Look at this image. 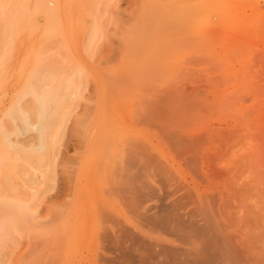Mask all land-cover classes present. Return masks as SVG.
Instances as JSON below:
<instances>
[{
    "label": "rangeland",
    "instance_id": "374dc122",
    "mask_svg": "<svg viewBox=\"0 0 264 264\" xmlns=\"http://www.w3.org/2000/svg\"><path fill=\"white\" fill-rule=\"evenodd\" d=\"M170 113L210 150L243 133L234 150L262 168L242 176L262 181L264 0H0V264H106L101 232H144L118 194L146 152L169 158Z\"/></svg>",
    "mask_w": 264,
    "mask_h": 264
},
{
    "label": "bare ground",
    "instance_id": "6f19581e",
    "mask_svg": "<svg viewBox=\"0 0 264 264\" xmlns=\"http://www.w3.org/2000/svg\"><path fill=\"white\" fill-rule=\"evenodd\" d=\"M175 92H173V94ZM190 92L188 93L189 95ZM184 94H186V92ZM176 95L177 93L173 96ZM180 95L183 96L179 93L178 98L181 97ZM225 97L227 98V95ZM183 98L185 99L186 96ZM186 102L185 105L187 103L190 104V102ZM178 104L180 103L178 102ZM185 105H183L182 108V110H184L183 112H185L186 108H191H185ZM162 107L164 108V106ZM165 110H167V108ZM171 111H175V109ZM168 113L160 114L161 117H164V115H167ZM172 113H170V115H172ZM174 114L172 115V121L178 117ZM177 114H179V112ZM185 114H187V112H185ZM186 116L185 118H187ZM158 117L159 116H157V118ZM165 117L168 118H164V121L162 120L163 118L161 119L163 123L160 126V130L162 134L161 140L172 150V153H168L169 158L166 159L163 157L164 155H161L160 158L153 155L151 152H146L143 157L139 155L142 160L135 164L138 166L137 170L140 171H138V175L134 177L138 179L137 181L133 176L131 178V175H129L131 169L129 170L128 168H131V166L128 167L129 165H125L129 163L131 165L133 161H128V163L126 160L125 162H122L125 163L123 165H125V168H127L126 170H128L129 174L127 171L126 173L130 176V181L128 179V181L126 180L128 183H126L127 185L123 190L121 189L122 187L120 188L123 193L120 190L118 196L123 195V197H121L125 199H123L124 201L128 199V203L129 200L132 203H135L138 210V217L141 219L140 223L142 224V227H144V232L137 231L132 227H127L128 225L125 226L121 222V225L117 223L118 226H116L112 232H107L106 234L103 233L104 231L101 232V234H104L102 238H106L107 242H111L114 246V250L110 248V250H113V255L111 257L107 256V260L105 261L106 264H264V205H260L261 203L259 204L253 198V195H258V193L261 194L264 192V178H261L262 181L260 178L259 181L253 179L254 183L253 180L251 182L250 179L242 176L247 166H250L249 161L255 157V155L252 157L253 154H251L253 151L251 148L252 145L248 144L251 148L250 154V149L249 151L245 150L248 153H245V151L236 152L234 150V147L238 143L236 141L238 138L240 140L244 137H242L243 133H229L227 129L224 130L223 128L221 132L227 131L228 134H232L233 136H231L236 137V139H232V137L224 138L225 140L218 143L215 146V149L210 150V145L208 143L211 139L208 140L207 137L203 136V132L201 135H188L180 129L178 121L171 122L169 116ZM180 121L181 117L179 119V124H182ZM80 126L82 125L80 124ZM198 127L199 126H197V128ZM231 129L229 128V131H231ZM240 130H243V128L241 127ZM214 132L212 131L211 133L213 134ZM221 134L218 135L221 136ZM214 135H216V132ZM134 141L136 140L134 139ZM138 141L139 140L136 142L138 143ZM149 143L151 144V142ZM260 143L257 141L254 145L259 146L258 144ZM139 146L137 148H139ZM140 147L142 148V146ZM126 150L128 151V149L125 148V151ZM132 150L133 149L130 151L132 152ZM135 150H133L132 153H136ZM255 150L258 149L256 148ZM259 150H261V145L259 146ZM127 151L125 155L129 152ZM263 152L261 151V153ZM253 153L256 154L255 151H253ZM129 154L125 158L130 157L131 160V154ZM248 154L252 155L248 156L252 157L251 160H248ZM137 157L138 155L135 157V161H137ZM110 159L111 158H109V160ZM176 159L184 162L187 166H190V168H188L194 173L196 178H198L197 180L192 181L193 184L185 181L183 178L184 175L182 176L180 174L182 168L177 169L174 167L173 163ZM261 160L262 159H260V162ZM262 161L264 162V160ZM175 163L180 166V162ZM252 163V166H255L254 168L252 167V170L254 171L259 167L260 163H258V161ZM95 165L97 164L95 163ZM143 168L144 170L147 169L149 171V177H154V181L157 183H153V180L151 181L149 178L148 180L142 178L144 177V175H141V170H143ZM134 170H136V168ZM124 171V169L121 170V174H123ZM262 171L264 172V170ZM139 174L142 177H140ZM148 175L146 176L148 177ZM70 176L71 175L67 176L69 183L71 181L69 179ZM255 180L258 182L256 183ZM258 183H262L261 186ZM112 184L115 186V184L111 182V188ZM122 185L123 184H121V186ZM113 189H116V187ZM112 191L114 192L115 190ZM115 193L116 192H114V194ZM157 194H160L161 197H158ZM155 196L157 199L160 198V201L158 200L160 203L156 204L152 201L150 203H144L151 200L152 197L155 198ZM261 196L264 195L261 194ZM122 198H120V200ZM134 208L132 209L136 211ZM103 217L106 218V216ZM108 229L110 230V227ZM108 243L106 244L108 245ZM103 258L106 259V255Z\"/></svg>",
    "mask_w": 264,
    "mask_h": 264
}]
</instances>
